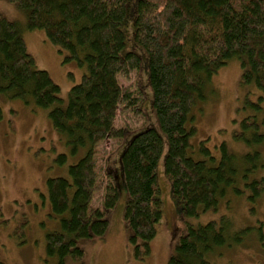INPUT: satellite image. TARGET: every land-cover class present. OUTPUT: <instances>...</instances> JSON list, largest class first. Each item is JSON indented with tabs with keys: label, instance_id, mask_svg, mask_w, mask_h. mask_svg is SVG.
<instances>
[{
	"label": "trees",
	"instance_id": "trees-1",
	"mask_svg": "<svg viewBox=\"0 0 264 264\" xmlns=\"http://www.w3.org/2000/svg\"><path fill=\"white\" fill-rule=\"evenodd\" d=\"M8 1L26 14L27 23L23 28L0 18V98L47 111L71 153L86 150L69 167L70 180H48L62 231L48 235L47 253L59 264L69 257L81 263L85 252L79 241L101 238L108 230L107 214L120 195L99 148L107 140H123L126 128L117 126L119 119L126 123L143 114L141 90L120 83L140 70V55L128 49L133 44L149 57L153 106L169 146L165 174L187 222L169 264H211L217 250L243 246L252 235L250 227L235 229L228 217L199 226L189 220L217 212L231 193L249 191L247 198L255 204L264 198V0ZM25 30L44 31L67 53L66 62L85 71L66 105L60 87L29 54ZM233 60L241 65V84L260 92L255 103L247 101L248 113L235 136L249 151L241 158L243 183L242 162L226 144L220 147L219 162L205 146L199 149L205 159L193 157L196 130L189 128L195 108L206 100L207 84ZM164 137L155 129L140 132L122 155L129 193L125 220L138 260L150 255L163 217L158 168ZM66 160L65 155L59 157L61 164ZM96 193H101L100 208L92 207ZM263 236L260 227L261 241Z\"/></svg>",
	"mask_w": 264,
	"mask_h": 264
},
{
	"label": "rangeland",
	"instance_id": "rangeland-1",
	"mask_svg": "<svg viewBox=\"0 0 264 264\" xmlns=\"http://www.w3.org/2000/svg\"><path fill=\"white\" fill-rule=\"evenodd\" d=\"M0 18L20 23L23 28L27 16L17 5L0 0ZM135 18L131 13L130 24ZM23 36L29 54L36 66L48 72L61 89L64 105L73 86L81 83L85 71L75 62H66L67 53L52 44L44 31H24ZM129 50L141 57L140 70L131 80L120 79L122 86L132 85L142 92V116L117 126L126 128L123 140H107L100 145V153L107 169L113 173L120 199L107 214L109 222L106 234L101 238L79 241L85 252L81 263L69 257L65 264H169L181 237L186 232V218L181 207L172 197V183L165 174V158L169 146L154 109V95L149 84V57L135 44ZM143 53V54H142ZM242 69L239 60L223 67L206 86V100L194 111V121L189 128L196 130L191 139L196 160L205 159L199 152L205 146L219 162L221 146L226 144L241 160V182L245 165L242 157L249 151L244 143L236 140L240 125L246 117L247 101L255 103L260 92L241 84ZM155 129L164 137L165 151L158 168V183L163 217L156 225V236L151 242V253L144 260L135 257L129 241L130 232L125 220L129 199L122 167V155L135 135ZM83 149L73 155L66 141L55 132L48 112L21 101L0 98V264H59L56 257L47 253L48 235L62 231V218L53 211L49 199L48 180L64 177L70 180L69 167L84 155ZM67 160L61 164L59 157ZM260 173L264 174V170ZM264 176V175H263ZM244 184H240L243 191ZM249 191L237 195L231 193L229 201H222L217 212L202 214L190 219L195 226L228 217L235 229L250 227L252 235L243 246L219 249L210 257L211 264H264V236L260 240V227L264 235V198L255 204L249 201ZM92 207H101V193H96Z\"/></svg>",
	"mask_w": 264,
	"mask_h": 264
}]
</instances>
